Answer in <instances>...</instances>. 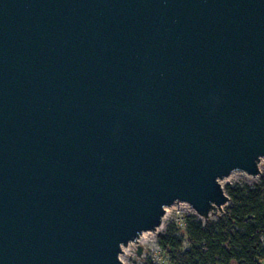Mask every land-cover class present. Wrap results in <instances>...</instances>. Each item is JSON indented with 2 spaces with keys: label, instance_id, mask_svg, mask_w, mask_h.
I'll list each match as a JSON object with an SVG mask.
<instances>
[{
  "label": "water",
  "instance_id": "water-1",
  "mask_svg": "<svg viewBox=\"0 0 264 264\" xmlns=\"http://www.w3.org/2000/svg\"><path fill=\"white\" fill-rule=\"evenodd\" d=\"M263 159L264 0H0V264H123Z\"/></svg>",
  "mask_w": 264,
  "mask_h": 264
},
{
  "label": "trees",
  "instance_id": "trees-1",
  "mask_svg": "<svg viewBox=\"0 0 264 264\" xmlns=\"http://www.w3.org/2000/svg\"><path fill=\"white\" fill-rule=\"evenodd\" d=\"M223 190L229 203L221 215L201 220L191 213L156 235L167 264H264V169L255 184Z\"/></svg>",
  "mask_w": 264,
  "mask_h": 264
},
{
  "label": "rangeland",
  "instance_id": "rangeland-1",
  "mask_svg": "<svg viewBox=\"0 0 264 264\" xmlns=\"http://www.w3.org/2000/svg\"><path fill=\"white\" fill-rule=\"evenodd\" d=\"M260 171L264 169V159L259 165ZM257 178H250L245 174L236 172L232 173L228 178L222 180V186L225 185H253L257 182ZM193 213L184 204H175L167 208L163 217V225L156 233H144L138 239V245L142 247V254L140 257L136 256V244H128L122 248V254L119 256L120 261L123 264H145V261H150L151 264H167L165 256L160 252L156 245V235L162 231L165 224L173 222L178 226H181V219L183 216ZM221 215L217 213L216 216L210 217L215 219ZM200 219V218H199ZM202 220V219H201Z\"/></svg>",
  "mask_w": 264,
  "mask_h": 264
},
{
  "label": "bare ground",
  "instance_id": "bare-ground-1",
  "mask_svg": "<svg viewBox=\"0 0 264 264\" xmlns=\"http://www.w3.org/2000/svg\"><path fill=\"white\" fill-rule=\"evenodd\" d=\"M261 162H263V160L260 161L259 165L261 164Z\"/></svg>",
  "mask_w": 264,
  "mask_h": 264
}]
</instances>
